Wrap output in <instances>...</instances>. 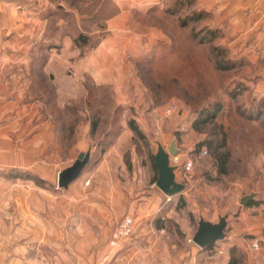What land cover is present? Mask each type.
Wrapping results in <instances>:
<instances>
[{
	"label": "rangeland",
	"instance_id": "rangeland-1",
	"mask_svg": "<svg viewBox=\"0 0 264 264\" xmlns=\"http://www.w3.org/2000/svg\"><path fill=\"white\" fill-rule=\"evenodd\" d=\"M98 1L70 0L72 10L119 9L115 0ZM194 13L197 20H185ZM135 19L148 44L128 48L123 60L84 64V71L70 61L50 72L42 53L34 67L28 63L24 73L6 76L10 88L0 91V208L10 222L23 209L31 226L27 217L48 221L56 200L57 230H63L65 210L73 216L71 226L87 215L86 201H98L113 220V248L94 264L103 257L107 264L113 249L124 248L125 264H164V232L179 249L200 248L199 264H225L224 252L232 247L240 264H264V37L251 31L242 38L197 0H155ZM208 30L214 37L200 41ZM118 140L119 157L109 156L110 164L98 169ZM172 141L178 152L170 165L184 188L166 196L155 185L154 154ZM208 144L227 155L223 167ZM86 151L90 158L80 175L60 187L58 173ZM148 190L158 192L162 204L138 225L147 230L146 239L135 236L134 217ZM126 216L132 233L117 239L114 228ZM223 216V239L203 248L193 242L201 219L217 223ZM133 241L137 246L129 251ZM247 250L263 257L248 259ZM65 263L58 252L57 264Z\"/></svg>",
	"mask_w": 264,
	"mask_h": 264
},
{
	"label": "crops",
	"instance_id": "crops-1",
	"mask_svg": "<svg viewBox=\"0 0 264 264\" xmlns=\"http://www.w3.org/2000/svg\"><path fill=\"white\" fill-rule=\"evenodd\" d=\"M58 1L0 0V91L10 88L5 82L7 75L15 77L24 73L28 63L34 67L42 53L47 69L55 72L58 64L70 61L78 63L81 69L84 64L120 61L127 56L128 48L136 49L148 44L136 32L135 16L137 11L145 14L155 0H115L118 10H72L70 0ZM197 2L202 9L217 13L218 23L221 20L230 22L231 28L240 31L242 38H247L251 31L260 32L259 37H264V0ZM57 48H60L59 54ZM98 74L99 71L94 77L97 78ZM118 143L119 140L112 150L104 154L98 169L110 164L109 156L119 157ZM148 193L142 201L144 211L141 207L134 217L135 236L138 238L143 236L147 239V230L138 228V225L146 224L151 218L148 217L150 211L162 204L158 192L148 190ZM50 203L52 209L49 210L48 221H40L37 216L27 217L31 226L25 225L23 209L17 211L10 222L9 214L0 208V264H57L58 252L66 255L65 264H94L98 256L113 248V220L102 214L101 203L86 201L89 205L87 215L81 214L71 226L68 222L73 216L65 210V217L63 220L60 218L61 224L65 225L63 230H57V201L51 200ZM58 239H63V242L58 243ZM168 239L167 232H164V264H199L200 248L191 247L186 252L183 246L179 249ZM136 246L137 241H133L126 248L130 251ZM124 249H113L107 264H125L127 250ZM247 251L248 259L263 257L261 253L256 252L253 256L254 252ZM228 259L229 253L224 252L225 264ZM213 261L207 264H217L216 260Z\"/></svg>",
	"mask_w": 264,
	"mask_h": 264
},
{
	"label": "water",
	"instance_id": "water-1",
	"mask_svg": "<svg viewBox=\"0 0 264 264\" xmlns=\"http://www.w3.org/2000/svg\"><path fill=\"white\" fill-rule=\"evenodd\" d=\"M178 152L176 142L168 146L167 151L161 145H158L157 151L154 154V163L157 169V179L155 185L166 196H172L181 192L184 188L182 183L175 179V167L170 165V155H175ZM90 158V152H80L71 166L63 169L58 173V185L67 188L68 184L76 179ZM253 196L247 195L241 198V203L246 204V201ZM226 216L220 217L217 223L201 219L197 229L192 237V240L199 247L203 248L212 243L221 240L225 237Z\"/></svg>",
	"mask_w": 264,
	"mask_h": 264
},
{
	"label": "trees",
	"instance_id": "trees-1",
	"mask_svg": "<svg viewBox=\"0 0 264 264\" xmlns=\"http://www.w3.org/2000/svg\"><path fill=\"white\" fill-rule=\"evenodd\" d=\"M197 18H199V13H194L191 16H188L187 18H185V20L191 19L193 21L197 20ZM200 35V34H199ZM197 33H192V36L195 38H198L199 36ZM215 35V31L214 30H208L205 32V34L200 35V41H209L210 39H212ZM130 127L136 132L139 133V130L136 128V126H134L133 124L130 123ZM210 150H212L213 155L215 156V158L219 161L221 167H223L225 165L226 159H227V155L223 154L221 152H219V146L218 145H213V144H208ZM237 248L236 247H232L229 250V259L227 261V264H240L241 262V258L237 253Z\"/></svg>",
	"mask_w": 264,
	"mask_h": 264
},
{
	"label": "built area",
	"instance_id": "built-area-1",
	"mask_svg": "<svg viewBox=\"0 0 264 264\" xmlns=\"http://www.w3.org/2000/svg\"><path fill=\"white\" fill-rule=\"evenodd\" d=\"M204 153H206V151L204 150L203 151ZM174 160L177 159V156H174L173 157ZM185 170H190L191 168V162L190 161H187L185 163ZM132 229H133V226H132V221L129 217H123L122 219H120L118 222H117V225L115 226L114 228V231H113V236L117 239H120V238H123V237H127L129 236L131 233H132ZM253 245V248L254 249H257L258 248V243L257 242H254L252 243ZM106 257H103L100 262L98 264H106Z\"/></svg>",
	"mask_w": 264,
	"mask_h": 264
}]
</instances>
